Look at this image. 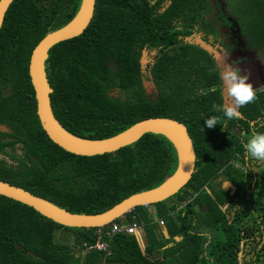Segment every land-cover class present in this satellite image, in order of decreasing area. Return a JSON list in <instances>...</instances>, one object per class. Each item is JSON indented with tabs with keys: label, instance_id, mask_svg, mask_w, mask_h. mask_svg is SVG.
<instances>
[{
	"label": "trees",
	"instance_id": "trees-1",
	"mask_svg": "<svg viewBox=\"0 0 264 264\" xmlns=\"http://www.w3.org/2000/svg\"><path fill=\"white\" fill-rule=\"evenodd\" d=\"M225 1L239 34L264 57V0ZM78 4L79 0H12L4 12L0 26V122L13 130L24 158L14 169L0 163V180L70 212L88 214L158 185L174 170L176 155L164 136L151 132L111 152L77 155L53 143L40 127L27 71L29 54L46 32L73 16ZM221 23L230 22L217 0H94L83 31L48 49L49 64L44 70L52 89L50 105L67 131L84 138H105L146 117H170L188 129L194 169L182 188L156 202V219L162 220L167 238L157 236L158 224L147 205L123 213L127 223L141 224L146 241L143 252L134 234L115 232L102 237L108 255L89 250L80 257L75 253L82 242L95 241L98 227L63 226L0 195V264H264V209L252 211L251 217L254 214L260 219H253L257 240L244 242L249 259L239 262L238 225L218 223L224 215L203 191L218 168L234 156L232 138L236 137L219 140L220 123L226 118L212 110L213 104L221 105L222 100L218 87L211 91L219 81L218 70L205 49L183 38L200 31L217 38ZM141 47L156 49L150 70L157 90L153 100L145 97L137 80ZM114 90L123 97L110 93ZM256 94L254 103L239 108L240 119L225 121L241 124L245 139L253 130L248 123L264 116V89ZM209 115L220 118L211 129L204 124ZM254 128L264 131V126ZM192 192H197L193 199L196 208L190 203L180 206L183 196ZM257 193L255 190L251 196L256 207L260 204H254ZM213 196L219 197L217 192ZM203 204L209 211L201 214ZM113 221L119 222L118 218ZM61 230L65 237L59 234ZM176 235L180 236L177 241L173 239Z\"/></svg>",
	"mask_w": 264,
	"mask_h": 264
},
{
	"label": "water",
	"instance_id": "water-1",
	"mask_svg": "<svg viewBox=\"0 0 264 264\" xmlns=\"http://www.w3.org/2000/svg\"><path fill=\"white\" fill-rule=\"evenodd\" d=\"M11 1L0 0V23ZM93 6L94 0H79L73 16L62 26L46 32L30 51L27 71L33 90L35 113L40 127L46 136L63 150L87 156L114 151L134 142L147 132L160 134L173 146L176 165L172 173L158 185L129 194L101 212L88 214L70 212L19 186L0 180V195L30 206L42 216L67 227H98L137 205H147L151 211L150 215L157 218L156 202L172 196L183 187L191 176L195 162L193 144L186 127L182 122L170 117H146L113 135L92 139L70 133L53 115L49 98L52 89L47 82L44 71V64L49 63L46 60L47 51L53 44L80 34L92 16ZM199 46L209 51L207 45L199 44ZM205 210H208L207 205ZM155 229V232L160 233L159 226ZM164 232L167 235L165 226ZM177 238L174 237V239Z\"/></svg>",
	"mask_w": 264,
	"mask_h": 264
},
{
	"label": "flooded vegetation",
	"instance_id": "flooded-vegetation-1",
	"mask_svg": "<svg viewBox=\"0 0 264 264\" xmlns=\"http://www.w3.org/2000/svg\"><path fill=\"white\" fill-rule=\"evenodd\" d=\"M165 4H167V1L163 2L162 7H164ZM229 22H230L229 24L221 23L220 25L229 26L231 25V21ZM235 24L237 25L236 22ZM237 30H238V26H237ZM219 36L220 33L218 34L217 38H213L211 34L206 35L204 32L200 31V32H196L192 36L183 38V40H186L198 46L199 44L197 42V39H200L205 45L213 47L216 50L215 54L217 56V59L214 56V52H209L207 50L206 51L212 58L214 62V66L218 70V74L220 68L222 67L224 57L226 55H227L225 58L226 62L232 63L233 61H236L235 56L233 55L232 52V47L228 46V44L224 42L223 39H221V37ZM167 48H170V46H168ZM139 50H140L139 55L137 56V60H138L137 80L138 83L140 84V87L142 88L145 97H147L150 100H153L157 94V90L155 87V82L153 81V77L151 76L150 70L154 63V59L156 57V49H148L145 47H141ZM145 51L147 53L154 52V54L150 59L145 60L143 56L144 54L143 52ZM48 64H44V68ZM1 86L2 85H0V88H2ZM146 86H150L151 89L146 88ZM217 87L221 94V98H222L221 105H222L225 102V100H224V92L222 88V81L220 80V78L217 83H214L212 85V88H217ZM255 91H260V90H255ZM116 96H119L121 98L123 97L121 92L120 93L117 92ZM262 111L264 112V109ZM225 121L226 119H223L221 123V127H220L221 132L219 135L220 136L219 140L224 139V137L227 138L230 135L236 137V140L232 138V143L234 144L233 146L234 150L232 151V153L234 156L230 157L226 161V163H224L220 168H218L215 177L211 180H208L203 186V191L214 200L217 208L219 209V211H222L224 215L222 217V220L219 221L218 223L220 224L236 223L238 225L237 227H239V243H238L237 260L239 262H244L245 259H249V256L248 255L246 256V251H245L246 249L244 242L245 241L255 242L257 240L255 222L256 220L258 222L260 221L259 216L256 217L257 219L254 218L255 217L254 214L251 217L252 211L255 208L264 209V201H262L264 200V193H263L264 164L255 162L251 158H247V159L245 158V152L241 145V138L243 137L245 139L247 136L245 128L237 121L234 122L231 121L232 122L231 125L229 123L226 124ZM248 124L252 128L254 127V125L255 127L264 126V116L262 115L255 120H251ZM184 126L186 127V125ZM186 131L188 133L187 127H186ZM15 140L16 139L14 136V132L9 127V125L0 122V142L4 143V145L0 147V163L6 166H10L11 169H14L18 165L20 158H24L23 153L20 150L21 143L16 142ZM253 168H255L257 171H255ZM255 190H257L258 193H257V199L254 200V204L257 203L258 201L260 202V204H258L257 207L254 206L251 202L252 199L251 196ZM214 192H217L219 196L218 198L213 196ZM190 195L191 198L188 203H190L193 206V208H196V204L195 202H193V199L197 196V192H192ZM206 205L207 204H203L202 207L200 208L199 211L201 214H204L209 211L208 205H207L208 210H205ZM222 206H224V209H222ZM261 242L262 241H260V243ZM260 243H258V245H260Z\"/></svg>",
	"mask_w": 264,
	"mask_h": 264
},
{
	"label": "clouds",
	"instance_id": "clouds-1",
	"mask_svg": "<svg viewBox=\"0 0 264 264\" xmlns=\"http://www.w3.org/2000/svg\"><path fill=\"white\" fill-rule=\"evenodd\" d=\"M0 26H2V23H0ZM226 56L219 71L225 102L222 105L213 104L212 110L222 112L228 120H238L241 118L238 109L254 103L257 100V94L255 88L249 82L247 70L239 67V61L226 62ZM211 91H215V89L213 88ZM218 123H220V118L216 115H209L204 120L205 126L209 129L214 128ZM241 145L246 159L251 158L255 162L264 164V131H256L253 127L247 139L241 138ZM253 169L257 171L255 168ZM154 219L156 220V218Z\"/></svg>",
	"mask_w": 264,
	"mask_h": 264
},
{
	"label": "rangeland",
	"instance_id": "rangeland-1",
	"mask_svg": "<svg viewBox=\"0 0 264 264\" xmlns=\"http://www.w3.org/2000/svg\"><path fill=\"white\" fill-rule=\"evenodd\" d=\"M217 1L223 8L225 17H227V19L231 21V25L229 26L218 25V30L220 33L219 37H221V39H223V41L226 42L228 46L232 47L233 55L235 56L236 61H239V67L247 70L249 75V82L253 85L255 90L264 89V57L259 56V54L255 50L249 48L246 45L243 36H241L237 30L235 18L234 15L230 12L228 3L225 0ZM197 42H199V44H204L200 39H197ZM208 48L210 52H214V56L217 59V56L215 54L216 50L210 46H208ZM143 53L145 60L150 59L154 54V52L147 53L146 51ZM146 88H150V86H146ZM110 93L114 96L117 95L116 91H112ZM222 209H224V206H222ZM59 234L64 237L66 236V233L62 230L61 233L59 232Z\"/></svg>",
	"mask_w": 264,
	"mask_h": 264
},
{
	"label": "built area",
	"instance_id": "built-area-1",
	"mask_svg": "<svg viewBox=\"0 0 264 264\" xmlns=\"http://www.w3.org/2000/svg\"><path fill=\"white\" fill-rule=\"evenodd\" d=\"M191 195L183 196V199L180 201V206L185 205L189 202ZM158 225H163L161 219H156ZM141 228V224H138L135 221H130L126 225H122L120 222L111 220L110 222L98 226L95 230L96 239L93 243L82 242L81 249L83 251L89 250H98L103 252L105 255L110 253L107 242L102 239L103 236H110L115 232H124L127 234H137V231Z\"/></svg>",
	"mask_w": 264,
	"mask_h": 264
},
{
	"label": "crops",
	"instance_id": "crops-1",
	"mask_svg": "<svg viewBox=\"0 0 264 264\" xmlns=\"http://www.w3.org/2000/svg\"><path fill=\"white\" fill-rule=\"evenodd\" d=\"M148 211H149V214H150V210H149V207H148ZM118 218V221L122 224V225H126L127 224V222H126V218H125V216L122 214V215H120L119 217H117ZM154 219V218H153ZM154 222H156V220L154 219ZM157 226H159L160 227V233H157L156 232V234H157V236H159V235H161V236H163L164 238H167L168 237V235H166V233L164 232V224L163 225H157ZM155 231H156V229H155ZM60 232V231H59ZM67 235H69V234H67ZM135 235V238H136V240H137V242H138V244H139V246H140V249H141V251L143 252V247H144V245H145V236H144V231H143V228L141 227L138 231H137V234H134ZM174 237L176 238V237H178L177 239H174ZM173 237V239L175 240V241H177V240H179L180 239V236H178V235H176V236H174ZM69 239H72V235H69ZM168 245H170V243L169 244H167V245H165V246H168ZM80 251H77L76 253H75V255H77V254H79L80 255V257H82L83 255H84V253H85V251H83L81 248L79 249ZM76 251V250H75ZM144 254V256L145 255H147V254H145V252L143 253ZM150 256V255H149ZM148 256V257H149ZM149 258H152V259H156V260H158V261H160L161 259H162V257H160V256H153V255H151ZM76 264H87V263H83L82 261H80V262H78V263H76ZM168 264H171V262H169Z\"/></svg>",
	"mask_w": 264,
	"mask_h": 264
},
{
	"label": "bare ground",
	"instance_id": "bare-ground-1",
	"mask_svg": "<svg viewBox=\"0 0 264 264\" xmlns=\"http://www.w3.org/2000/svg\"><path fill=\"white\" fill-rule=\"evenodd\" d=\"M171 138H173L172 136H170Z\"/></svg>",
	"mask_w": 264,
	"mask_h": 264
}]
</instances>
